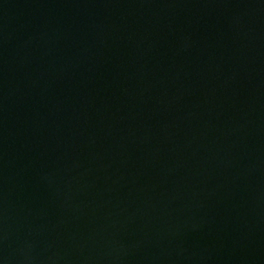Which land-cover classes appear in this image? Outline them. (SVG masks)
Instances as JSON below:
<instances>
[{"label": "water", "instance_id": "obj_1", "mask_svg": "<svg viewBox=\"0 0 264 264\" xmlns=\"http://www.w3.org/2000/svg\"><path fill=\"white\" fill-rule=\"evenodd\" d=\"M0 264H264V0H0Z\"/></svg>", "mask_w": 264, "mask_h": 264}]
</instances>
